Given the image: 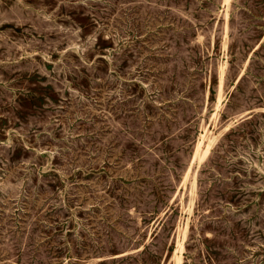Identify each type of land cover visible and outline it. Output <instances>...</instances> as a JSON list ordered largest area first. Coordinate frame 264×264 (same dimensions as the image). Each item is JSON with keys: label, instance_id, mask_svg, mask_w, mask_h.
<instances>
[{"label": "rangeland", "instance_id": "374dc122", "mask_svg": "<svg viewBox=\"0 0 264 264\" xmlns=\"http://www.w3.org/2000/svg\"><path fill=\"white\" fill-rule=\"evenodd\" d=\"M178 255L264 264V0H0V264Z\"/></svg>", "mask_w": 264, "mask_h": 264}, {"label": "bare ground", "instance_id": "6f19581e", "mask_svg": "<svg viewBox=\"0 0 264 264\" xmlns=\"http://www.w3.org/2000/svg\"><path fill=\"white\" fill-rule=\"evenodd\" d=\"M209 144L210 143H208V145H207V147H206V149H205V151H204V153H203V156H205L206 155V153H207V151H208V148H209ZM199 145H200V143H198V146H197V150H198V147H199ZM197 150H196V152H197ZM191 176V175H190ZM188 204V203H187ZM179 249H182V243H179V247H178ZM176 264H180V256L178 255L177 256V263Z\"/></svg>", "mask_w": 264, "mask_h": 264}]
</instances>
